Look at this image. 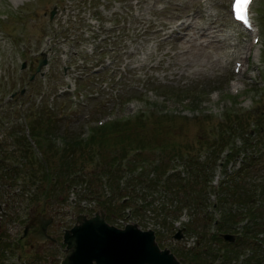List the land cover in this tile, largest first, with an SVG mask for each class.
I'll return each mask as SVG.
<instances>
[{"label":"rangeland","instance_id":"obj_1","mask_svg":"<svg viewBox=\"0 0 264 264\" xmlns=\"http://www.w3.org/2000/svg\"><path fill=\"white\" fill-rule=\"evenodd\" d=\"M229 1L0 0V264H60L64 231L74 226L79 214L91 217L105 206H98L109 193L96 175L102 160L92 171L99 152L119 159L127 131L110 132L101 142L99 137L97 147L84 148L76 141L78 183L62 191L58 181L45 183L20 169L26 155L32 168L41 170L37 160L42 156L28 129L43 143V156L51 161L46 166L55 175L66 142L86 138L115 116L135 118L152 108L174 115L157 123H133L143 131L131 134L130 142L143 151L137 156L135 150L128 151L122 164L144 157L147 167L137 178H122L121 192L112 191V207L121 193L129 194L131 209L118 214L113 207L114 215L105 221L116 228L136 224L140 230H152L158 246L180 262L192 264L191 255L196 254L205 264L202 234L217 232L209 218L219 219L218 210L211 207L215 188L228 175L233 177L244 153L255 149L237 150L234 159L224 163L245 137H228V145L214 148L217 124L243 114L251 132L246 140L253 141L254 120L264 114V0H255L251 7L260 34L257 44L255 34L231 21ZM245 46L250 50L242 62L234 54ZM41 53L47 63L29 80ZM236 63L242 64L239 73ZM181 151L187 154L170 158ZM155 162L175 173L166 183L174 185L171 189L153 184L150 164ZM255 165L240 183L248 197L249 191L254 193L248 205L259 212L264 207L257 204L264 158ZM254 185L257 191H252ZM88 189L102 197L91 196ZM193 190L204 207L190 200ZM43 213L52 219L46 232L54 241L31 246L22 231ZM259 216L264 231V214ZM179 229L184 230L176 240ZM251 237L256 240V231Z\"/></svg>","mask_w":264,"mask_h":264},{"label":"trees","instance_id":"obj_2","mask_svg":"<svg viewBox=\"0 0 264 264\" xmlns=\"http://www.w3.org/2000/svg\"><path fill=\"white\" fill-rule=\"evenodd\" d=\"M179 95V94H178ZM196 98V94H195ZM154 110L156 111L154 113ZM155 115V118H154ZM174 114L167 113L164 110H157L156 108H152L151 110L138 114L135 118L134 116L132 118L127 119H115L112 122H106L104 125L100 127H94L92 129V133L88 135L86 138H79L77 140L71 139L64 146H61V158L60 161L64 164H60L58 166V172L52 173L50 169L46 166L47 162L51 161L43 155V150L41 149L43 146V143L38 138L34 139V132L30 131L28 129L29 136L34 140V144L36 148H38V152L42 156L41 161L37 160L39 163L41 170L32 168V161L30 160V156H23L24 159L22 161V164H20V169H23L26 172H29L28 174H33V176L37 178H41L45 183L52 182V181H58V187L60 190H67L70 186H74L78 182L75 183L76 177L75 174V168H74V148L77 146V143H81L84 148L89 147H97V139L100 138V142L102 141V137L107 139L106 134L110 132H117L122 128H127L126 131V137L121 140L123 143V153L120 156L119 159L117 158H109L108 153L101 155L99 152V158L97 161V165L94 166L92 171L97 168L96 166L99 165V163L103 162V167L100 169V172L98 171L99 168L96 170V175L99 179V184L107 189L109 191L108 197L104 198L102 200H99V205H105L103 207V212L105 213V217L108 219L111 217V215H114L113 207L116 208V212L118 214H121L126 209H131V205L129 202V194H119L115 197V206H111L110 202L112 199V191L115 193V190L118 192H121L122 188H120V184L122 181V178L125 179V181H128V179L131 176L132 178L139 177L144 169L147 167V164L143 162L144 157L134 159V160H126L125 164L123 163V160L126 158V154L130 150L136 151V156L138 155V152L141 153L142 147L132 146V143L130 142V136L131 134H140L143 129L134 126L133 123H143L146 124L149 121H154L155 123L160 122L163 118H171ZM146 116V118H145ZM134 118V119H133ZM122 119V120H121ZM132 120V121H131ZM255 121V128L253 129L254 135L256 136V140L248 141L246 140V137L251 135V132L247 130L249 120L244 116L243 114H234V116L230 117L229 121H226L221 119L220 122L217 124V130L216 135L219 141L217 140L216 143H214V148L218 147L219 149L223 148L224 146L229 144V140L233 137H239L243 138L245 137V140L242 141L241 146L236 147L234 149V154H228L226 156V159L224 161H232L234 159V156L236 155V151H241L243 148H255L252 149V151L249 154L244 153L238 167L236 168V171L233 173V177L229 179L231 175H228V179L224 182V184H221L217 186L215 200L211 204V207L218 210L219 213V219L214 222L215 220L209 218V224L212 223L216 226L217 232L213 233H204L202 234V237L205 240V244L203 245V250L200 252L203 254L206 259L205 264H232V263H238V264H264V231L260 229L261 226V219L260 214H264V207H262L263 210H259V212H256L257 209H250V205L253 203V200L251 198H254V193H251L249 191L250 197L247 196L248 190L246 187L240 183V181L243 179V177L248 176L249 169H252L255 164L258 162H261V159L264 158V114H261L258 118H256ZM38 134L37 132H35ZM143 136V134H142ZM229 137V140H227L225 143V139ZM240 139V140H241ZM111 144V142H110ZM99 146V145H98ZM110 146V145H109ZM109 146L107 151H109ZM213 148V149H214ZM45 152V149H44ZM46 154V153H45ZM174 154V153H169ZM187 154V151H181L179 154L176 153L172 155L170 158H177L178 156L183 157ZM34 158V156H31ZM36 159V158H34ZM142 162V163H141ZM208 163V162H207ZM198 167H203L202 165ZM79 170V169H78ZM150 170L154 173V181L153 184L157 186H161L163 188L167 187L171 189L173 186L166 185L167 182L171 179V177L175 174L171 171L170 166L167 164L162 165L160 162H155V164H150ZM199 171V169H198ZM38 173V174H37ZM4 177H7L4 175ZM88 178H92L91 175H89ZM201 178V176H200ZM86 177H83V180H86ZM259 189L258 191V202L257 204L260 206L262 203H264V185H262V181L264 180V173L259 178ZM82 180V182H83ZM185 186V185H184ZM183 186V187H184ZM182 187V188H183ZM161 188V189H163ZM228 189V190H226ZM252 191H257L256 185L253 186ZM48 187L47 185L44 186L42 191L44 192L43 198H45V195L47 194ZM204 190V189H203ZM220 192L221 195H217V192ZM231 194H230V192ZM88 192H90V189H88ZM194 194L191 196V201L196 203L200 207H204L205 203L204 201H201L199 199L200 196L193 190ZM91 196H98V191L94 189L93 193L90 192ZM126 193V192H125ZM226 194L229 195L232 200L228 202V199L226 198ZM101 198L102 196H98ZM66 198V197H65ZM185 205V204H184ZM207 208V206H206ZM240 211V212H239ZM205 216H207L206 213H204ZM208 221V219H207ZM243 221V224L238 226L239 223ZM215 223V224H214ZM259 227V230L256 229V227ZM232 227V229H231ZM231 229V231H229ZM227 231L235 232L236 238L233 243H227L224 242L219 236L218 233H227ZM256 231L257 238L255 241H252L251 237L252 233ZM228 234V233H227ZM220 244L217 248L211 247L212 245ZM194 260V261H192ZM201 263L197 261V256L191 255V263L192 264H203V262L200 260ZM183 263V261H182Z\"/></svg>","mask_w":264,"mask_h":264},{"label":"water","instance_id":"obj_3","mask_svg":"<svg viewBox=\"0 0 264 264\" xmlns=\"http://www.w3.org/2000/svg\"><path fill=\"white\" fill-rule=\"evenodd\" d=\"M45 64V55L41 54L34 73L39 72ZM24 66L25 64L22 65ZM45 216L46 214L41 215L32 221L37 228L31 235L33 243L54 241L46 232L52 219L43 220ZM219 236L229 243L235 239L234 235L227 233ZM181 237L182 230H178L173 236L176 240ZM62 243L65 245V256L60 264H181L168 249L158 246L152 230H140L136 224L116 228L105 221L102 210L91 217L79 214L74 226L64 231Z\"/></svg>","mask_w":264,"mask_h":264},{"label":"snow or ice","instance_id":"obj_4","mask_svg":"<svg viewBox=\"0 0 264 264\" xmlns=\"http://www.w3.org/2000/svg\"><path fill=\"white\" fill-rule=\"evenodd\" d=\"M251 2V0H236V11L238 13L237 18L238 19H243V13H244V9L245 7Z\"/></svg>","mask_w":264,"mask_h":264},{"label":"bare ground","instance_id":"obj_5","mask_svg":"<svg viewBox=\"0 0 264 264\" xmlns=\"http://www.w3.org/2000/svg\"><path fill=\"white\" fill-rule=\"evenodd\" d=\"M256 34H258V31L255 30ZM249 50H250V47L249 46H245L243 48V51L242 52H236L234 54V56H236L237 58H239L242 62H246V59H247V55L249 53ZM184 53V52H183Z\"/></svg>","mask_w":264,"mask_h":264},{"label":"flooded vegetation","instance_id":"obj_6","mask_svg":"<svg viewBox=\"0 0 264 264\" xmlns=\"http://www.w3.org/2000/svg\"><path fill=\"white\" fill-rule=\"evenodd\" d=\"M34 226H31V227H29V229H28V231H27V234L28 233H30V232H32V231H34ZM25 243L27 242V243H29V245H31V242L30 241H28V238H27V236L25 237Z\"/></svg>","mask_w":264,"mask_h":264}]
</instances>
